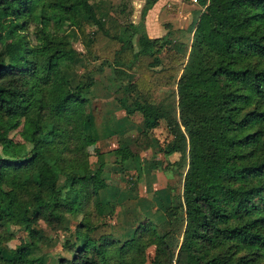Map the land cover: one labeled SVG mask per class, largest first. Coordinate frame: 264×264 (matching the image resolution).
<instances>
[{"label":"trees","instance_id":"16d2710c","mask_svg":"<svg viewBox=\"0 0 264 264\" xmlns=\"http://www.w3.org/2000/svg\"><path fill=\"white\" fill-rule=\"evenodd\" d=\"M157 1L135 23L131 0H0V264H42L40 222L66 231L67 216L54 264H146L148 249L149 264H264V0H197L187 51L142 35ZM86 60L135 74L109 78L116 102L141 114V136L165 123L159 150L182 177L178 200L155 190L153 214L121 232L103 213V161H89L94 77L69 75ZM11 226L26 235L6 252Z\"/></svg>","mask_w":264,"mask_h":264},{"label":"rangeland","instance_id":"374dc122","mask_svg":"<svg viewBox=\"0 0 264 264\" xmlns=\"http://www.w3.org/2000/svg\"><path fill=\"white\" fill-rule=\"evenodd\" d=\"M196 1L186 3L182 0H162L157 9L153 6L147 12L144 19L145 32L142 35L150 38L168 36L171 47L187 51L189 39L186 37L185 29L195 15ZM143 2L144 0H131L132 20L135 23L140 20ZM70 32L72 43L82 50L73 27ZM136 38L137 36L133 40ZM99 64V61L86 60L77 67L74 65L69 75L74 77V83L86 82L88 74L94 77L93 85L84 93L89 101V109H93L94 114L93 123L87 129L92 138L87 144L90 150L89 161L92 164L98 162L95 157L97 154L99 161H103V176L112 186L115 196L112 204L103 209V213L107 219L115 223L117 231L121 232L127 226L135 224L139 218L153 214L157 196L154 195L155 190L165 188L161 196L167 194L178 200L182 177L177 171L176 163L159 150L169 138L165 123L161 121L159 126L148 131L147 136H141V130L145 129L141 114L127 115L116 102L117 95L109 78L118 77L122 81H132L135 74L122 69L110 70L105 66L102 68ZM8 136L14 140L19 139L16 131L9 133ZM137 140L138 143L135 142ZM119 146H129L134 156L123 163L119 162V158L113 153ZM128 171L132 172V178ZM78 219L67 216L66 231H53L40 222L39 229L46 240L41 243L35 254L42 258V264H54L60 254L66 255L62 250V242L71 237ZM10 230L14 234L4 243L6 252L23 242L26 235V231L17 226H11ZM151 252L148 249L146 264L151 260Z\"/></svg>","mask_w":264,"mask_h":264},{"label":"crops","instance_id":"0c3cea01","mask_svg":"<svg viewBox=\"0 0 264 264\" xmlns=\"http://www.w3.org/2000/svg\"><path fill=\"white\" fill-rule=\"evenodd\" d=\"M161 2L162 0H158L157 3L154 5V8L157 9Z\"/></svg>","mask_w":264,"mask_h":264},{"label":"built area","instance_id":"2783aa9c","mask_svg":"<svg viewBox=\"0 0 264 264\" xmlns=\"http://www.w3.org/2000/svg\"><path fill=\"white\" fill-rule=\"evenodd\" d=\"M193 1H196V0H193Z\"/></svg>","mask_w":264,"mask_h":264}]
</instances>
